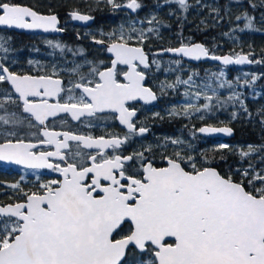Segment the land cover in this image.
Instances as JSON below:
<instances>
[{"label":"snow or ice","instance_id":"6c2138e0","mask_svg":"<svg viewBox=\"0 0 264 264\" xmlns=\"http://www.w3.org/2000/svg\"><path fill=\"white\" fill-rule=\"evenodd\" d=\"M176 2L186 7L185 0ZM108 3L119 7L114 0ZM126 7L135 10L141 5L137 0H129ZM71 15L74 20L91 19L75 12ZM245 19L249 20L250 27L251 18ZM0 26L60 31L55 15L38 14L14 0H0ZM131 39L123 32L118 39L113 38L107 46L113 57L110 66L102 70L93 67L90 70L93 79L85 82L82 76L81 82L68 89L69 92L82 90L78 99L69 95L64 103L58 99L50 103V98H58L65 91L60 79L50 75H20L9 71L3 63H0V82L11 86L22 102L23 112L30 114L39 125L59 113H68L73 120H79L84 115L110 110L119 114L120 123L130 134L134 131L132 118L136 112L126 106L127 102L156 99L144 87L145 75L138 70L139 65L148 67V58L142 47L130 46ZM138 39L142 44L143 32ZM0 50L8 51L2 44ZM166 51L195 60L209 56L208 49L201 44ZM211 58L225 65L250 62L247 55L239 54L235 60L230 56ZM121 65L126 70L118 69ZM191 79L190 76L182 82L188 84ZM5 99L11 100V96ZM193 108L200 111L199 107L189 104L184 109L185 115ZM0 120L4 124L21 123L2 116ZM29 125L35 127L31 121ZM146 131L144 127L139 128L140 134ZM199 132L231 134L232 129L207 126ZM42 135L44 139L40 143L54 145L55 151L35 153L32 149L37 145L23 139L0 143V160L32 169L47 168L63 177L41 183L34 192L20 189L26 197L23 202L0 204V264H264V170L250 173L244 169L237 182L211 167H197L193 157H185L179 151L174 156L163 157L167 166L159 168L150 161L143 163L142 152L129 156L105 154L106 149H119L128 139L127 135L124 139L94 138L46 128ZM61 136L63 139H58ZM70 141L78 142L77 149L82 145L98 150L95 155L75 152L81 161L86 156L90 166L67 162L62 150L70 148ZM171 143L176 145L182 141L173 139ZM219 148L230 146L220 144ZM255 151L258 149L249 146V151L240 155L245 157ZM49 157L65 161L66 166L51 163ZM133 160L141 162L140 168L129 173L125 164ZM185 163L191 171L186 170ZM10 187L20 188L19 183ZM125 223H129V228L121 235ZM130 249L132 261L127 258ZM145 253L149 254L148 259L142 258ZM137 254L140 259H136Z\"/></svg>","mask_w":264,"mask_h":264},{"label":"flooded vegetation","instance_id":"af4514ba","mask_svg":"<svg viewBox=\"0 0 264 264\" xmlns=\"http://www.w3.org/2000/svg\"><path fill=\"white\" fill-rule=\"evenodd\" d=\"M72 12L73 11L67 12L64 14V17L59 16L56 13L59 19L58 27L64 30L63 34H36L40 39L37 53L33 52L29 57L24 58L16 55L12 49L6 46L4 48L10 50V53L8 54L9 58L11 56H16L18 60H15V63L12 64L14 61L12 62L10 59H2L0 60V63H3L8 67L9 71L20 75H50L54 79H60L65 91L62 92L58 98H50L49 102L56 103L58 99L60 103H64L67 101L69 95H72L77 99L82 95V90L80 89H74L72 92H69L68 89L72 88L75 83L81 82L82 76L86 78L85 82L89 79H93L90 75V70L93 67L102 70L103 68L110 66L113 57L112 54L107 51V46L113 42V38L118 39L121 32H123L125 37H132V39L128 41L130 46L142 47L148 58V67L145 68L143 65H139L138 70L144 73L145 79L142 83L144 87L149 88L155 94L156 102L151 104L144 103L142 100L127 102L126 106L130 110H135L136 112V115L132 118L134 131L130 134L128 133L127 127L120 123L118 119L119 114L110 110L96 112L92 116L84 115L80 117L79 120H73L68 113H59L56 117H49L44 125H39L30 114L23 112L22 103L19 101L18 96L14 93L8 83L5 82L6 87L0 89V103L3 105L0 107V116L9 121L19 120L21 123L10 122L4 124L3 120H0V143H4L6 140L16 142L18 139H23L26 143L36 144L37 147L32 149V151L39 153L41 151H55L54 145L40 143V141L44 139L42 132L45 128L48 131H67L76 135H90L94 138L103 136L107 139L115 136L124 139L127 135L128 139L119 149H106L105 154L107 156H112L113 154L129 156L134 153L142 152L145 157L143 163H148L150 161L155 167L159 168L167 166L166 160L163 157L173 156L175 152L179 151L185 157H193L197 167H214L218 171L215 166L218 164L217 161H215V165H213L211 160L209 162H202L203 157H200L201 155H199V153H201L203 149H198V146L206 143L207 145H210L209 147L211 149H217L219 148V142L226 141L232 137L224 139L222 137L202 136L198 133V129L203 125H229L222 123L223 119L221 118V112L217 109L202 108L197 112L195 111V108H193L189 109L188 114L185 115V108L173 107V102L171 103V101L165 104L166 107L164 110L161 109L160 101L164 99V97L162 93H160V74L166 69L163 67L160 68L159 65L170 62L169 60L167 61L166 58L168 55H159L157 53V51L161 49H157L156 44L144 47L143 43L141 44L139 42L138 36L141 32V17L134 14L135 11L121 12L116 14V18L110 22L111 24L109 27H105L100 26V21L98 20V16H101L100 13H88L91 17V22L86 26H82L73 22L71 15ZM63 18L65 19L64 21H62ZM109 34H113V37L110 38ZM156 34L157 33L155 32L150 33L145 37L144 41L150 39ZM98 40H102L104 43H96ZM57 45H59V47H57ZM168 57H170V59H178L171 56ZM30 59L35 60L34 64L26 65ZM18 61H21L22 63L17 64ZM25 61L27 63H25ZM179 63L183 62L179 61ZM187 63H189V65L193 64L192 68H190V72L191 74L195 73V76L198 74L197 69L200 65L211 66L208 69L210 78H212L213 70L222 68L210 61L198 63L187 61ZM213 65L217 66L212 68ZM118 69L126 70V67L121 65L118 66ZM204 71L207 72L205 69ZM195 76H191L192 84L190 88H193L198 92L200 90V84L202 85L201 82L203 78L196 79ZM203 76L204 75L200 77ZM168 83L173 84L174 80L169 79ZM183 86L184 89L182 91L189 88L187 87L188 84L183 83ZM164 88L165 87L162 86V89ZM175 90H177V88ZM8 96H11V100L5 99ZM215 97H218V95L212 96V99ZM13 100L15 103L12 102ZM201 117H203V119H201ZM166 119L167 122H165ZM29 121H31V124L35 125V127H31ZM162 121L163 123L171 125L174 130L164 133L160 132ZM141 127L147 129L143 134L139 133V128ZM12 132L16 133V135H7V133ZM58 139H63V137H58ZM173 139H178L182 141V143L173 145L171 143V140ZM77 144L78 142L70 141V148L62 150L66 155L67 162L77 163L78 166H80L81 163L83 166H90L91 161L88 160L86 156L83 161H81L80 157H76L74 154L79 150L82 153L95 155L98 150L86 149L83 148L82 145L77 149ZM68 152L73 153V155H68ZM216 160L220 161L219 158H216ZM49 161L51 163H59L62 167L66 166L65 161H60L55 157H49ZM140 163V161L136 160L127 162L125 164L126 171L133 173L140 168ZM183 166L186 170L191 171V168L186 163ZM53 179L62 180L63 177L60 176L58 172H53L47 168L32 169L18 164L0 162V204L7 205L23 202L26 197L23 196L20 189H23L24 192H34L39 189L41 183H46ZM14 183H19L20 188L12 189L10 185ZM128 228L129 223H125L122 227L121 235L124 234ZM117 238H119V236H117ZM127 258L129 261L133 260L131 249L129 250ZM140 258V255L137 254L136 259ZM142 258L148 259L149 254H143Z\"/></svg>","mask_w":264,"mask_h":264},{"label":"trees","instance_id":"16d2710c","mask_svg":"<svg viewBox=\"0 0 264 264\" xmlns=\"http://www.w3.org/2000/svg\"><path fill=\"white\" fill-rule=\"evenodd\" d=\"M128 1L114 0V3L119 5L114 7L113 4L108 3V0L97 2L92 0H14L38 12L57 13L63 17L71 11L100 13L101 16H98L100 26L105 27L110 26L116 14L130 12L126 7ZM137 3L141 7L136 9L134 14L141 18L153 14V22L157 25L155 31L157 34L143 41L144 47L156 44L157 49H163L201 42L211 54L237 55L244 52L252 59V66L247 68L222 67L229 79L246 70L250 71L252 78L245 87L242 89L239 87L241 91L232 100L223 95L213 98L212 103L208 104L210 106L208 109H217L221 112L223 124L232 127L233 136L226 140L230 148L211 149L210 145L205 143L198 146V149H203L199 153L200 157H203L202 162L211 160L215 165L217 161L218 164L215 166L219 173L225 177L231 176L237 182L241 179V170L248 169L250 173L253 170L258 172L264 170L262 167L258 168L264 164V0H189L186 7L166 0H137ZM237 17L240 19L238 20ZM245 17L251 18L250 27L249 20ZM64 20L63 18L62 21ZM0 41L3 47H9L16 55L24 58L29 57L33 52L37 53L40 43L39 36L36 34L9 29H0ZM166 58L167 61L170 59L168 56ZM177 60L183 63L175 67L170 63L159 65L160 68L166 69L160 74V93L164 97L160 101L162 110L167 102H175L184 96L183 93L186 91L194 92L190 89L182 91L184 89L182 81L195 76V73L190 72L193 64L189 65L181 58ZM21 63L18 61L17 64ZM216 66L213 65L212 68ZM210 67V65H200L196 79L203 78L204 82L209 83L208 69ZM202 75L204 76L200 77ZM212 76L211 81H214V74ZM169 79H173L174 83L169 84ZM162 86L165 88L162 89ZM3 87H6L5 82H0V89ZM161 123L160 132L174 130L171 125L163 121ZM249 145L257 148L258 151L249 152L248 156L241 157V152L249 151ZM244 183L247 186V180Z\"/></svg>","mask_w":264,"mask_h":264},{"label":"rangeland","instance_id":"374dc122","mask_svg":"<svg viewBox=\"0 0 264 264\" xmlns=\"http://www.w3.org/2000/svg\"><path fill=\"white\" fill-rule=\"evenodd\" d=\"M94 2L100 1V0H92ZM168 2H176V0H166ZM129 2V1H128ZM177 3V2H176ZM189 0L186 2V5H188ZM178 4V3H177ZM127 5V3H126ZM179 5V4H178ZM181 6V5H180ZM184 7V6H182ZM153 14H149L148 16H142L141 18V32L144 33L145 37L147 35H149L150 33H153L156 31V27L157 25L153 22ZM149 21H152L151 23ZM152 29L151 32H149L148 30ZM0 44H2V42L0 41ZM8 50V48H6ZM10 50H8L7 52H4L3 50H0V60L5 59L8 60L10 59L14 64L15 60H18V58L16 56H11L9 58V54ZM30 61H32V63L26 64V65H33L34 61L33 59H30ZM170 64H172L173 67H175L177 65V60L176 59H169ZM25 63H27L25 61ZM37 63V62H36ZM181 64V63H179ZM20 68V67H18ZM24 69V68H22ZM21 70V69H19ZM212 74H214V81L210 78V75L208 76V78L210 79L209 83H205L202 80V85L200 84V90L198 92H196L193 88L191 87L192 82L190 81L187 87H189L188 89L193 90V93L190 92H185L184 96L181 98H178L175 102L172 103L173 107H180V108H185L187 105L192 104L195 105L196 107H199L200 109L204 108L203 105L205 104H211L213 99L208 100L205 97L206 96H214V95H218L223 96L225 95L228 99L229 97H232V99L234 97L237 96V94L241 91L239 89V87H241V89L243 87H245V84L248 83L250 81V79L252 78V75L250 73V71L246 70V71H242L241 73L235 74L234 78L229 79L227 77V74L225 72V70L223 68H218L216 70L212 71ZM196 92V94H195ZM197 93H199V95H197ZM204 97V98H203ZM230 99V100H232ZM204 101V102H203ZM226 104H228V101H226ZM220 144H227L225 141H221L218 143V146ZM262 168H264V164L261 166ZM260 168V167H258ZM261 169V168H260ZM243 170H241L242 172ZM255 172H258V170H255Z\"/></svg>","mask_w":264,"mask_h":264},{"label":"water","instance_id":"95a60500","mask_svg":"<svg viewBox=\"0 0 264 264\" xmlns=\"http://www.w3.org/2000/svg\"><path fill=\"white\" fill-rule=\"evenodd\" d=\"M186 1L187 0H185V3H186ZM22 5H25V4H22ZM26 6H28V5H26ZM28 7H30V6H28ZM32 8V7H31ZM128 8V7H127ZM34 11H36L34 8H32ZM128 10H130L131 12H133V11H135V10H133V9H130V8H128ZM38 14H41V15H45V16H50V15H55L56 17H57V28L58 29H60L58 26H59V19H58V16H57V14L56 13H41V12H38V11H36ZM78 13V14H80V15H86V16H89L90 17V15L88 14V13H82V12H78V11H73L72 13ZM71 13V14H72ZM73 20V22L74 23H76V24H79V25H82V26H86V25H88V24H90V22H91V19H89V20H87V21H81V20H74V19H72ZM0 29H9V30H14V31H16V32H24V33H38V34H43V35H49V34H55V35H58V34H63L64 33V30H62V29H60V31H54V30H49V31H47V32H45L43 29H17V28H9V27H6V26H0ZM194 44H201V45H203L204 47H205V45L203 44V43H201V42H192V43H189V44H182V45H179V46H175V47H171V48H165V49H161V50H159V51H157V53L159 54V55H161V54H166V55H168V56H172V57H176V58H182V59H184V60H187V61H189V62H193V63H198V62H203V61H210V62H212V63H214V64H217V65H220V66H223V67H238V68H247V67H249V66H252V64H253V61H252V59L246 54V53H239V55H247L248 57H249V61L250 62H246V63H243V64H236V63H231V64H227V65H225V64H223V62L221 61V60H214V59H212L211 57L212 56H219V57H223V56H230V57H232L233 58V60H235V58H236V56L238 55H230V54H211V53H209V56L208 57H202L201 59H199V60H195V59H191V58H189V57H184V56H182V55H178V54H175V53H173V52H169V51H166L167 49H174V48H179V47H181V46H190V45H194ZM206 48V47H205ZM207 49V48H206ZM25 75V74H24ZM28 75V74H27ZM9 85V84H8ZM10 86V85H9ZM11 87V86H10ZM144 103H154V102H156V99L155 100H152V101H149V102H145L144 100H142ZM22 103V102H21ZM22 107H23V105H22ZM26 114H28V113H26ZM207 126H210V125H203V126H201V127H207ZM200 127V128H201ZM212 127H229V128H231L230 126H225V125H223V126H212ZM199 128V129H200ZM199 129H198V133L200 134V135H202V136H208V137H222V138H224V139H227V138H229V137H232L233 136V129H232V132H231V134H225V133H200L199 132ZM0 162H3V163H11V164H16V163H13V162H11V161H6V160H0ZM18 165H20V164H18ZM21 166H24V165H21ZM26 167V166H25ZM211 168H213V169H215L216 170V168H214V167H211ZM217 171V170H216Z\"/></svg>","mask_w":264,"mask_h":264}]
</instances>
